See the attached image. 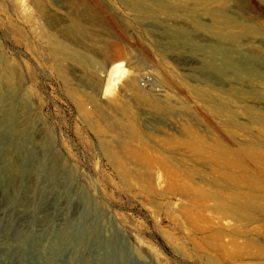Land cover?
<instances>
[{"label":"rangeland","instance_id":"374dc122","mask_svg":"<svg viewBox=\"0 0 264 264\" xmlns=\"http://www.w3.org/2000/svg\"><path fill=\"white\" fill-rule=\"evenodd\" d=\"M204 1L0 0V264H264V0Z\"/></svg>","mask_w":264,"mask_h":264},{"label":"bare ground","instance_id":"6f19581e","mask_svg":"<svg viewBox=\"0 0 264 264\" xmlns=\"http://www.w3.org/2000/svg\"><path fill=\"white\" fill-rule=\"evenodd\" d=\"M190 1H204V0H190ZM205 2V1H204ZM203 2V3H204ZM200 3V2H199ZM132 4L133 7L135 8V11L138 13V15L140 16V18L142 19H148L149 17H151V14L153 9L151 6H148L146 4V0H132ZM156 13H171L173 12V8H172V4L169 2L165 5H160L159 7H157L155 9ZM209 13V12H208ZM209 15L212 17V19H215V22L218 23L220 25L219 28L214 29L213 25L211 26H206L204 25L201 21H199L198 19H196V15L192 16V20L194 22V24L199 27V29H206L209 32H213L221 38L224 39H230V40H234V41H238L243 37H248V36H256L260 34L259 29H254V28H247L244 27L242 25V23L235 21L233 18L227 16L225 14V12L221 9L219 10H215L209 13ZM92 18V17H91ZM87 19V18H83L78 22L77 28H78V35H77V42L84 44L86 41V38L89 37L91 39V43L96 47L98 44L102 43L101 40V34L98 33H94V32H89V29H87L88 25H94L95 24V20L93 19ZM212 20V23H213ZM97 26H100L101 30L103 32H109L108 28H105L103 25V23H96ZM239 29V31L235 32H229L230 29ZM172 37L175 38V35H173ZM60 49L63 51H68L64 46H61ZM70 57H72L74 60L86 64V65H94L96 63V61L91 58L89 55L87 54H80L77 52H69ZM106 70V81L102 84L103 87V92L104 93H108L110 92L113 88L116 87V85L118 84V81L120 80V78L122 76L125 75L126 72V68L124 67V63H111V65L105 69ZM259 73V72H258ZM260 75V74H259ZM262 80H264V75L262 77ZM244 84L246 85L245 87L247 88L248 92L239 90V93L237 95V98L239 101L244 102L243 100H246L244 98V95H247L248 98L252 99L253 101L255 100H264V85L261 84L260 81L254 79V77H249V79L247 81H244ZM154 86L155 83H154ZM7 94H9L11 97L14 96L16 94V92L14 91V89L10 86L8 87V92ZM14 110V108H12ZM10 109V110H12ZM247 110H249V113L251 115H255L254 109L253 107H246ZM14 112H9L10 117L13 118V114ZM11 118V119H12ZM233 118V117H232ZM252 123H256V124H262L264 123V119L260 118V117H255L253 116L251 118ZM245 151V150H244ZM248 152V150H247ZM263 163V162H262ZM231 169V168H230Z\"/></svg>","mask_w":264,"mask_h":264},{"label":"built area","instance_id":"2783aa9c","mask_svg":"<svg viewBox=\"0 0 264 264\" xmlns=\"http://www.w3.org/2000/svg\"><path fill=\"white\" fill-rule=\"evenodd\" d=\"M152 84V79L149 75H145L144 78L141 80V85L143 87H149Z\"/></svg>","mask_w":264,"mask_h":264}]
</instances>
